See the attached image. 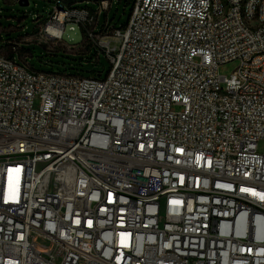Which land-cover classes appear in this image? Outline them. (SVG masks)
<instances>
[{"label": "built area", "instance_id": "2783aa9c", "mask_svg": "<svg viewBox=\"0 0 264 264\" xmlns=\"http://www.w3.org/2000/svg\"><path fill=\"white\" fill-rule=\"evenodd\" d=\"M72 9L43 36L77 41ZM88 32L106 77L0 54V264H264V0H135Z\"/></svg>", "mask_w": 264, "mask_h": 264}, {"label": "rangeland", "instance_id": "374dc122", "mask_svg": "<svg viewBox=\"0 0 264 264\" xmlns=\"http://www.w3.org/2000/svg\"><path fill=\"white\" fill-rule=\"evenodd\" d=\"M19 1L0 0L1 55L9 54L7 49L1 47L14 43L17 60L30 64L34 70L67 71L83 76H98L102 72L101 77H106L111 69V62L102 49L90 46L92 42L86 34L97 23L102 26L106 20L111 28L126 25L135 0H109L110 6L105 10H100L102 0H27L26 5H21ZM60 1L69 8L89 7L95 10L97 20L89 19L81 24L75 42H70L68 37L49 40L43 36L51 13ZM98 39L100 45L103 39L101 36ZM238 65V61L227 63L220 69V73L230 75ZM259 148L264 149V142H260Z\"/></svg>", "mask_w": 264, "mask_h": 264}, {"label": "bare ground", "instance_id": "6f19581e", "mask_svg": "<svg viewBox=\"0 0 264 264\" xmlns=\"http://www.w3.org/2000/svg\"><path fill=\"white\" fill-rule=\"evenodd\" d=\"M61 12H57L58 20H65V22H72L74 18V10L72 8H65L60 6ZM240 23L242 24H258V17H247V13H240ZM51 33L59 35L61 38H67L68 33H63L55 30L54 28H49ZM87 37L90 38V41L93 42V33L88 32ZM75 42V41H70ZM11 171H13L11 169Z\"/></svg>", "mask_w": 264, "mask_h": 264}, {"label": "trees", "instance_id": "16d2710c", "mask_svg": "<svg viewBox=\"0 0 264 264\" xmlns=\"http://www.w3.org/2000/svg\"><path fill=\"white\" fill-rule=\"evenodd\" d=\"M102 1H104V0H102ZM102 1L100 2V10L102 9ZM109 1V0H108ZM110 2V1H109ZM58 6H62V7H65V8H69V7H67V6H65V5H63V3L60 1L59 3H58ZM109 6H110V3H109ZM73 8H85V9H87L88 11H89V17H88V20L89 19H96L97 20V16H96V14H94V12H95V10H92L91 8H89V7H73ZM103 10H105V9H103ZM101 12V11H100ZM87 20V21H88ZM83 23H85V22H83ZM82 23V24H83ZM111 27V24L108 22V20H106V22L101 26L100 25V23H97V25H96V27L95 28H93V31L95 32V33H102L107 27ZM97 27H100V28H97ZM86 37H87V34H86ZM92 45H90V46H92V47H95L96 49H99L98 48V46L95 44V43H91ZM14 47H16V45L14 44V43H10V44H6L5 46H3V47H1V48H3V49H7L8 51H9V54H6L9 58H13V57H15V56H17L16 55V51H14ZM92 47H90V49L92 48ZM89 49V50H90ZM1 54V53H0ZM48 72V71H47ZM53 72V71H52ZM59 73H66V74H72V73H69V72H67V71H65V72H59ZM99 74H101L102 75V72H99ZM72 75H81V74H72ZM94 76H96V75H94ZM99 76V75H98ZM88 77V76H87ZM101 77V76H100Z\"/></svg>", "mask_w": 264, "mask_h": 264}, {"label": "water", "instance_id": "95a60500", "mask_svg": "<svg viewBox=\"0 0 264 264\" xmlns=\"http://www.w3.org/2000/svg\"><path fill=\"white\" fill-rule=\"evenodd\" d=\"M19 2H20L21 5H26V4H28V1H27V0H20ZM24 2H26V3H24ZM99 76H101V74H99Z\"/></svg>", "mask_w": 264, "mask_h": 264}]
</instances>
